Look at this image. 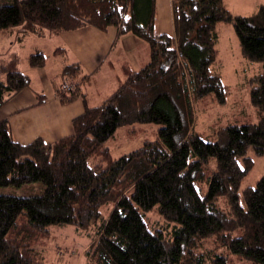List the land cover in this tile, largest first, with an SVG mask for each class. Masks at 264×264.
I'll list each match as a JSON object with an SVG mask.
<instances>
[{
	"label": "trees",
	"instance_id": "1",
	"mask_svg": "<svg viewBox=\"0 0 264 264\" xmlns=\"http://www.w3.org/2000/svg\"><path fill=\"white\" fill-rule=\"evenodd\" d=\"M154 6V0L0 4V36L16 31L21 41L86 26L114 28L143 40L149 57L140 70L125 69V81L100 105L84 106L67 137L22 145L0 121V188L42 187L29 197L0 195V264H38L27 240L52 226L85 230L96 224L88 252L93 264H228L221 254H192L212 238L230 257L264 264V175L239 191L253 166L248 150L264 154V2L242 17L223 0H172L174 37L156 33ZM219 23L233 25L242 56L262 67L250 81L257 121L220 127L204 140L195 131L191 102L210 98L221 105L229 94L217 72ZM18 64L17 53L0 60V108L30 85ZM27 64L41 69L46 56L35 51ZM78 75L77 64L63 68L60 104L84 103ZM137 124L159 126L156 139L114 157L108 141L119 128L132 133ZM210 160L215 168L208 173ZM222 199L228 211L219 207Z\"/></svg>",
	"mask_w": 264,
	"mask_h": 264
},
{
	"label": "rangeland",
	"instance_id": "2",
	"mask_svg": "<svg viewBox=\"0 0 264 264\" xmlns=\"http://www.w3.org/2000/svg\"><path fill=\"white\" fill-rule=\"evenodd\" d=\"M12 0H0V4H6ZM229 12L234 16L249 17L258 12L260 5L264 0H225ZM218 39L216 41L217 71L221 76V82L228 88L229 94L224 104H218L210 98L202 99L194 104V127L195 131L201 135L202 139L208 140V136L220 127L231 124H255L257 121L256 109L251 104L249 94L253 83L250 81L262 71L259 63L251 62L244 58L241 53L238 37L231 23H219L217 25ZM49 36L36 37L28 35L18 40L19 34L16 31L0 36V60H8L11 53H17L19 56V70L27 65L29 55L35 51H41L49 56L52 52L51 45L53 39ZM53 38V37H51ZM219 68V69H218ZM58 66L53 63L48 64L50 85H57L61 88L66 79L59 78ZM1 79V78H0ZM67 82V81H66ZM35 85V82L33 83ZM252 84V85H251ZM50 90L51 86L45 87ZM135 131L129 132V128L121 127L116 131L112 140L108 141L107 147L111 150L113 156L124 155L139 148L145 142H152L156 139V131L159 126L155 124H137ZM247 157L253 160V166L243 178L239 191L254 187L260 178L264 175V154L256 155L250 149ZM215 168L214 160L209 162L208 173ZM203 192L206 191V185H200ZM42 187L39 183L25 185L21 188L3 187L0 188V195H11L15 197H29L40 194ZM219 207L228 211L226 201H219ZM112 206L101 209L103 216H107ZM156 226L161 222L157 217ZM98 224L92 225L85 230L76 229L72 226L50 227L41 235H36L27 240L26 248L38 264H93L92 258L88 255L90 246L96 241V232ZM212 238L205 240L202 244L192 250V254H204L213 256L221 254L227 257L228 264H251L242 261L239 258H232L227 251L218 246Z\"/></svg>",
	"mask_w": 264,
	"mask_h": 264
},
{
	"label": "crops",
	"instance_id": "3",
	"mask_svg": "<svg viewBox=\"0 0 264 264\" xmlns=\"http://www.w3.org/2000/svg\"><path fill=\"white\" fill-rule=\"evenodd\" d=\"M154 1L156 33L174 37L172 0ZM47 36L54 41L52 52L48 58L45 55V66L32 69L27 64L20 69L30 85L0 108V121L8 122L13 139L22 145L38 138L52 143L71 135V121L83 113L84 106L100 105L125 81V69L136 72L149 61L148 46L143 40L131 34L118 35L114 28L101 32L86 26ZM51 63L58 66L60 79L65 66H79L76 81L80 83L84 103L77 100L60 104L57 85H50L47 72ZM48 86L50 90L45 89Z\"/></svg>",
	"mask_w": 264,
	"mask_h": 264
}]
</instances>
